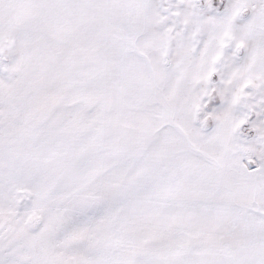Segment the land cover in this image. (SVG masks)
<instances>
[{
	"label": "snow or ice",
	"instance_id": "snow-or-ice-1",
	"mask_svg": "<svg viewBox=\"0 0 264 264\" xmlns=\"http://www.w3.org/2000/svg\"><path fill=\"white\" fill-rule=\"evenodd\" d=\"M0 264H264V0H0Z\"/></svg>",
	"mask_w": 264,
	"mask_h": 264
}]
</instances>
